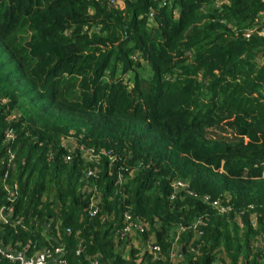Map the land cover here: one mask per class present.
Wrapping results in <instances>:
<instances>
[{
	"label": "trees",
	"instance_id": "trees-1",
	"mask_svg": "<svg viewBox=\"0 0 264 264\" xmlns=\"http://www.w3.org/2000/svg\"><path fill=\"white\" fill-rule=\"evenodd\" d=\"M124 4L0 0V209L11 216L0 239L26 256L63 245L69 264H172L116 251L129 211L164 254L188 227L187 264H213L221 248L233 263L264 264V35L245 36L264 0ZM70 136L74 152L63 145ZM83 149L116 160L102 154L86 177L94 165ZM174 179L232 209L172 200ZM86 185L100 192L95 217Z\"/></svg>",
	"mask_w": 264,
	"mask_h": 264
},
{
	"label": "built area",
	"instance_id": "built-area-1",
	"mask_svg": "<svg viewBox=\"0 0 264 264\" xmlns=\"http://www.w3.org/2000/svg\"><path fill=\"white\" fill-rule=\"evenodd\" d=\"M115 1L116 0H111V2L114 5H115ZM151 16H154L153 11L151 12ZM255 34L264 35V20H258L257 23L253 27L249 28L246 31L245 36L249 38ZM259 63L260 65L264 64L263 56H260ZM63 145L69 152H74L78 146V143L74 137L70 136L64 140ZM102 154L107 155L111 162H114L116 160V156L111 151H107L104 149L100 150L99 152H96V150L94 149H83L82 150V155L84 157L85 155H87L88 157L86 159L94 165V167H90L88 169L86 173V177L96 176L98 167L95 166V164L98 163L97 160L101 158ZM70 158H71V155H67V159H70ZM125 178L126 177L124 176V173L119 172V182L123 183ZM171 186L173 188V193L171 195L172 200L176 198L177 194L184 193V194L193 196L195 198H200L205 203H208L212 207H214L219 213L224 214V213L229 212L232 209L231 206L225 202L224 198L222 199L219 198V199L214 200V199H211L208 194H205V195L197 194L195 191H193L190 188V183L187 180L174 179L173 182L171 183ZM16 189H17V185H15L13 189H9L12 196L16 194ZM85 189L87 190L88 193H90L88 214L90 217H95L98 215L100 211V207H99V204L101 203L100 192L96 185L93 187L86 185ZM8 210L9 209H6L3 207L2 213L3 211L4 213L7 212L9 216ZM240 216L241 214L239 213L237 215V220L239 222H241ZM204 222L205 221L202 218H198L191 226V228L195 231L194 232L195 240L199 239V237L202 236L203 230L199 229V225H203V226L206 225V223ZM187 228L188 227L181 226V229L179 232L184 231ZM133 230L137 232L139 235H144L149 231V223L141 218H137L133 216L131 212L127 211L124 215V227L122 230L119 231V236L121 238L120 240L129 236V234ZM71 231H72L71 228H67L68 233H71ZM256 247L261 248L260 242H257ZM191 250L194 251L195 249L192 247ZM146 251L159 254L162 252V248L157 243H152L148 246ZM1 256L6 257L10 261L14 263H19V264H47L50 260H56L57 264H69L65 257V249L63 245L56 246L53 249L44 248L43 250L39 251L35 255L26 256L24 252L15 250L11 245L6 246L3 243V241L0 239V258ZM90 264H100V259L95 258L90 262Z\"/></svg>",
	"mask_w": 264,
	"mask_h": 264
},
{
	"label": "crops",
	"instance_id": "crops-1",
	"mask_svg": "<svg viewBox=\"0 0 264 264\" xmlns=\"http://www.w3.org/2000/svg\"><path fill=\"white\" fill-rule=\"evenodd\" d=\"M123 5L121 4V1L118 0L117 3L119 4L118 7L124 8V0ZM151 15V14H150ZM153 17V16H152ZM259 20H264V12L260 15ZM87 158L88 156L85 155ZM3 208V207H2ZM2 208L0 209V220L5 222L11 221V216H8V213L3 211ZM253 222H256V217L252 216ZM261 237V236H259ZM47 239L50 238V236L46 237ZM157 236L155 232H149L148 234L139 235L134 230L129 234V236L123 238L121 241L119 240L116 244V251L121 254L125 258H131L133 256L132 251H136L135 255L137 258V262H140L141 259L144 257L146 253L152 256V259L155 261H158L160 259L169 258L172 264H187L185 262V256H184V246L183 243L180 241V232L178 231L177 235L173 238L172 247L168 251V253H163V251L159 254H156L154 252H148L146 251L148 246L152 243H156ZM260 245L264 248V240L259 238ZM158 244V243H157ZM159 245V244H158ZM161 246V245H160ZM44 246L41 247V249H38L35 251L32 255L37 254L39 251L43 250ZM30 255V256H32ZM1 259V258H0ZM100 259V264H108L103 259ZM253 259V256H249L248 258L245 255H242L239 257L238 261L233 263L231 258L227 256L226 252L223 248L219 249L217 251V258L213 264H249V262ZM47 264H57L56 260H50ZM260 264H263L261 261Z\"/></svg>",
	"mask_w": 264,
	"mask_h": 264
},
{
	"label": "rangeland",
	"instance_id": "rangeland-1",
	"mask_svg": "<svg viewBox=\"0 0 264 264\" xmlns=\"http://www.w3.org/2000/svg\"><path fill=\"white\" fill-rule=\"evenodd\" d=\"M117 1L118 0L115 1V6H119V4L117 3ZM120 1H121V4L123 5V1L122 0H120Z\"/></svg>",
	"mask_w": 264,
	"mask_h": 264
}]
</instances>
